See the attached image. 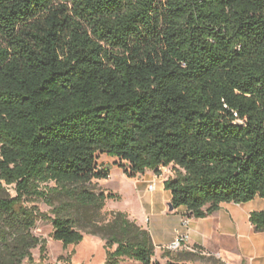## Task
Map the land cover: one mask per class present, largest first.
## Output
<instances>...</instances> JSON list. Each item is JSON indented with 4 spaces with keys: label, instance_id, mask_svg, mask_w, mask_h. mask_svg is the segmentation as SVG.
Returning <instances> with one entry per match:
<instances>
[{
    "label": "trees",
    "instance_id": "1",
    "mask_svg": "<svg viewBox=\"0 0 264 264\" xmlns=\"http://www.w3.org/2000/svg\"><path fill=\"white\" fill-rule=\"evenodd\" d=\"M101 155L128 178L170 167L169 202L196 219L264 200V0H0V264L44 252L38 220L65 248L115 245L107 264H154L125 212L100 224ZM248 220L264 232V210Z\"/></svg>",
    "mask_w": 264,
    "mask_h": 264
},
{
    "label": "rangeland",
    "instance_id": "2",
    "mask_svg": "<svg viewBox=\"0 0 264 264\" xmlns=\"http://www.w3.org/2000/svg\"><path fill=\"white\" fill-rule=\"evenodd\" d=\"M107 156V155H103ZM109 157V156H107ZM104 158L98 157L97 165L99 168H103L102 161ZM124 167H127L125 163H122ZM118 169L113 170L109 179L105 181L104 187H102L103 180H93L91 182L90 188L95 189L96 191H104L117 193L115 198L112 199V202H109L108 205H105L101 211L100 215V224H104L109 221L112 217V213L120 212L113 210V208L123 209L126 211L127 218L131 222L142 221L145 218L148 219L149 233L152 237V240L159 246V250L154 252L152 262L154 264H171L175 263L176 257L180 256L181 253L189 254V251H169L165 248L169 243V239L174 235V230L179 228V219L181 218L180 214L175 212L169 213L167 211V204L169 201L164 202V195L161 183L164 178L173 175V171L170 167H167L165 170L159 171L158 174H154L151 171H146L144 174L151 177L146 181L142 180L139 183L138 188L134 187L132 178H125L121 175L120 171L123 172V167H119L114 163ZM120 170V171H119ZM148 185L154 187L153 191L148 192L147 194L143 193L144 189H147ZM50 186H53L51 184ZM107 189V190H106ZM6 193L10 197L15 196V191L13 186L6 187ZM164 190V187H163ZM165 192H167L165 190ZM121 198V199H120ZM120 199V201H119ZM264 204V200L256 198L251 201L250 207L253 208V211H257L259 204ZM27 207H34L38 212L46 214L49 218H54L55 214L52 213V207L48 206L41 199H34L32 201L26 202ZM244 206V205H242ZM249 208V207H245ZM123 212V211H122ZM146 213L144 216L143 213ZM138 225V224H137ZM31 233L45 241V250L40 252V247L37 246L31 251L33 264H64L69 262V264H107V255L108 251L112 252L115 249V245L106 248V241L102 240L100 237L92 235H84L82 241L76 245H70L68 247H63L62 244L58 241H54L51 238L52 226L49 221L38 220ZM162 248V249H161ZM190 264H218L219 261L214 257L207 255H199V253H194V260L189 262ZM117 264H140L137 261L130 260L127 258L120 259Z\"/></svg>",
    "mask_w": 264,
    "mask_h": 264
},
{
    "label": "crops",
    "instance_id": "3",
    "mask_svg": "<svg viewBox=\"0 0 264 264\" xmlns=\"http://www.w3.org/2000/svg\"><path fill=\"white\" fill-rule=\"evenodd\" d=\"M100 157L105 159L102 161V165L103 168L109 169L110 177L112 171L118 169L113 165L116 160L113 157L103 155ZM120 173L126 179L128 178L122 171ZM168 177L164 178L163 181ZM141 178L148 181V178L151 177L143 174L132 178L134 187L138 188L139 183L142 181L140 180ZM108 179L102 181V187L105 188L104 183ZM163 181L161 188L164 195H166L164 202H167L170 201V193L163 190ZM109 193L118 195L117 193ZM143 193L147 194L148 192L144 189ZM109 202H112L111 199L106 201V206ZM250 203L251 201L244 204H221L216 212L203 219L191 217L184 207L175 209L174 212L181 215L179 228L174 230V235L170 237L169 243L166 246H170L178 236L188 234V241L180 251H189L195 254L199 253V255L211 256L224 264H264V232H254L249 223V214L253 212ZM245 207L249 208L247 209ZM113 210L126 212L123 209H119V207L113 208ZM262 210H264V204L260 202L257 211ZM143 214L144 216L146 215L145 212ZM184 221L188 222L187 227L183 226ZM146 223H148L147 218L142 221H137L139 226L148 230L149 226ZM152 242L155 247L154 252H156V250H159L160 245H157L153 240Z\"/></svg>",
    "mask_w": 264,
    "mask_h": 264
},
{
    "label": "built area",
    "instance_id": "4",
    "mask_svg": "<svg viewBox=\"0 0 264 264\" xmlns=\"http://www.w3.org/2000/svg\"><path fill=\"white\" fill-rule=\"evenodd\" d=\"M165 169L166 168L161 167L160 171L165 170ZM153 189H154V187L152 185H148L146 190H147V192H151V191H153ZM183 226L187 227L188 222L184 221ZM187 241H188V234L178 236L175 239V241L170 246H168L166 249L169 251H180L184 248Z\"/></svg>",
    "mask_w": 264,
    "mask_h": 264
},
{
    "label": "water",
    "instance_id": "5",
    "mask_svg": "<svg viewBox=\"0 0 264 264\" xmlns=\"http://www.w3.org/2000/svg\"><path fill=\"white\" fill-rule=\"evenodd\" d=\"M125 165L128 166L127 163ZM167 211L169 213L174 212V207L172 206V204L170 202L167 204Z\"/></svg>",
    "mask_w": 264,
    "mask_h": 264
}]
</instances>
